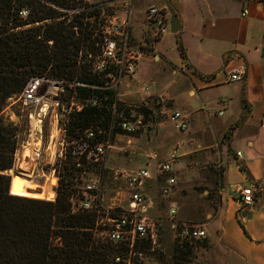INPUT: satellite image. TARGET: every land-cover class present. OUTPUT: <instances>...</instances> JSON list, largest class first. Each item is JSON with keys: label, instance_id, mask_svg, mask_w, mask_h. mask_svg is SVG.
<instances>
[{"label": "crops", "instance_id": "0c3cea01", "mask_svg": "<svg viewBox=\"0 0 264 264\" xmlns=\"http://www.w3.org/2000/svg\"><path fill=\"white\" fill-rule=\"evenodd\" d=\"M130 4L135 40L151 31L146 17L151 5L167 11V31L137 74L151 86L149 94L166 97L168 113L179 109L189 117L188 130L174 129L181 134L176 141L168 137L169 145L179 144L177 178L191 185L189 167H222L216 214H208L213 217L209 234L224 254V264H264V0H132ZM240 67L243 78L226 81L227 74ZM131 89L139 96L135 86L124 88L122 95ZM168 113L165 122L171 126ZM151 180L144 191L154 206L147 190ZM248 186L256 189V204L244 210L239 191ZM174 195L173 190L169 203L177 206L178 217Z\"/></svg>", "mask_w": 264, "mask_h": 264}, {"label": "built area", "instance_id": "2783aa9c", "mask_svg": "<svg viewBox=\"0 0 264 264\" xmlns=\"http://www.w3.org/2000/svg\"><path fill=\"white\" fill-rule=\"evenodd\" d=\"M76 1V6L68 8L50 5L65 12L64 15L69 17L75 13H83L85 15L83 29L88 25L91 34L87 41H94L93 47L90 48L87 43L78 50L73 75L32 76L17 94L22 110L21 119L15 114L14 118H10L22 128L25 123V127L16 133L15 166L9 168L11 170L6 169V174L11 179L15 175H22L23 172L19 168L26 149L33 151L32 158L35 159V164L32 170H34L47 131L50 140L44 146V152L50 155L44 162L58 168L56 179L59 181L63 179L61 165L66 160L72 161L76 168L93 164L107 169V156L112 144L108 137L102 140L97 137L98 133L107 134V131L89 127L77 131L75 135H69L67 127L71 116L87 107L110 109L112 106V113L118 117V133L134 134L146 127L148 113H151L154 107L164 105L166 100L163 94H149L151 86L138 80L137 74L142 60L152 55L154 44L167 31L165 7L151 5L147 9L146 17L152 24L151 31L139 40H135L132 36L133 12L130 6L132 0ZM247 12L245 10V13ZM30 13L31 8L26 5L21 8L19 15L25 19ZM60 13L55 17L44 18L42 22H52L54 19L62 18ZM74 28L78 29L77 26ZM244 73V67L237 68L227 74L226 81L240 80ZM89 78H93V81H89ZM133 86L139 87V95H141V104L135 108L130 107V104L123 103L125 104L123 105L119 98L122 95L120 90ZM88 89L96 90L97 93L85 96L83 91ZM117 102L125 109L118 112ZM221 102H227V98H222ZM124 106H128L129 111ZM219 113L223 114L224 111ZM168 121L177 131L184 132L189 128V117L182 110H172L168 115ZM240 154L238 152V155ZM179 157L177 148L170 150L164 158L160 157L157 151L152 150L146 154L147 161L144 166L131 171L122 168L115 170V179L127 183L128 199L125 211L120 209L122 207L116 201H113L112 205H106L104 183L101 178H90L81 186H72L69 198L71 212L95 214L98 236L102 240L125 247L124 253L115 254L116 262L140 264L145 259L146 251L154 250L155 246L159 245L163 224L149 215L153 201L145 193L144 188L147 181L156 178L157 175H164L166 180L161 193L163 196H169L178 181L174 175V167ZM27 164L28 162L22 166L26 167ZM59 181L52 185L55 190L53 196L49 197L51 200L56 198V186ZM255 191L254 186L240 189L238 199L241 209L247 210L256 204ZM177 212V206L171 204L169 220L175 229V244L182 246L187 241L192 243L205 237L206 231L201 225L180 221ZM103 216L105 221L102 219Z\"/></svg>", "mask_w": 264, "mask_h": 264}, {"label": "trees", "instance_id": "16d2710c", "mask_svg": "<svg viewBox=\"0 0 264 264\" xmlns=\"http://www.w3.org/2000/svg\"><path fill=\"white\" fill-rule=\"evenodd\" d=\"M50 4L68 8L76 6L77 1L0 0V264H124L114 258L116 253H124L125 247L98 236L95 214L71 212L72 170H66L59 181L55 200L9 192L11 177L2 172L14 165L16 133L25 127V123L22 128L4 116L8 99L20 93L32 76L73 75L78 50L87 43L90 48L94 44L87 41L91 32L88 25L83 29V13L69 17ZM26 5L31 13L24 19L19 12ZM59 12L62 18L42 22ZM27 24L31 25L25 27ZM95 93L93 89L83 91L85 96ZM112 109L85 108L71 116L68 134L75 135L89 127L107 131L97 134L100 140L109 133L116 134L118 117ZM123 109L117 102L116 110ZM201 242L175 244L174 262H188L193 246L205 245Z\"/></svg>", "mask_w": 264, "mask_h": 264}, {"label": "rangeland", "instance_id": "374dc122", "mask_svg": "<svg viewBox=\"0 0 264 264\" xmlns=\"http://www.w3.org/2000/svg\"><path fill=\"white\" fill-rule=\"evenodd\" d=\"M30 25L31 24L26 25L25 27H29ZM171 79L170 77L169 81ZM177 85V83L174 84V86ZM120 92L122 91L120 90ZM127 93L126 95H120L121 97L119 98L121 103H126V105L130 104L132 108L139 107L141 104V96H137L132 89L127 91ZM124 107L129 111L128 106ZM170 109L171 108H169L167 104L154 107L153 111H151V113L149 112L146 116V127L134 134L118 132L116 134L109 133L108 138L112 144V148L107 156V169L93 164L72 169V163L66 160L67 162L65 161L61 165V173L65 174L66 170H72L70 174L72 183L78 186L83 185V182L90 178H101L104 183L103 191L106 205H112L113 201H116V203L122 207L120 209L125 211L128 199L127 183L123 180H116L114 171L120 168L131 171L144 166L147 161L146 154L152 150L157 151L160 157H166V152L174 146L169 145V139L171 138L172 141H176L181 135L179 134L180 131H178L179 133L176 132L171 124L172 127L165 122L167 113ZM3 114L9 121H12L10 117L14 118V114L21 119L22 110L17 95L8 99ZM48 140H50V137L47 131L43 139L42 152L36 163L37 166L32 170L35 159L31 158L32 162H28L27 168L22 165L20 166L21 168L19 169L23 172L22 175L24 176H19L29 177L31 175L30 177L35 178L47 189L46 197L42 198L51 200L49 197L53 196V191L55 190V187L52 188V185L56 184L59 180L56 179L58 168H55L54 165L50 163L44 162L45 159H49L50 155L44 152V146H46ZM178 145L179 144H175L174 148H177ZM31 152L33 153V151ZM189 159L194 161L195 157L191 156ZM180 163L181 157L178 158L175 164L176 172H174V175H176V177L181 173V170H177L178 165H181ZM23 165H25V163ZM66 165H68V168ZM189 168L190 178L194 179L193 183L187 185L181 182L178 177L177 184L173 189L176 193L174 197L178 201V206L180 208L178 219L180 221H189L201 225L205 229L206 234L205 237L199 241H202V244L205 243L206 246H193V252L188 262H174L175 229L171 226L172 222L169 220V201L171 199V194L169 196L162 195L161 189L165 184L166 176L157 175L155 179H152L148 183L147 187V190L154 197V206L149 210V215L160 220L163 226L159 245L155 246L154 250L146 251L145 259L141 261L140 264H224V254L219 246L214 243L208 231V222L213 218L208 214L214 216L218 207V187L222 184L223 169L220 166L217 168L213 166H192ZM2 172L6 173V170ZM154 172L156 173V170ZM205 190L208 192L205 193ZM102 219L105 221L104 216Z\"/></svg>", "mask_w": 264, "mask_h": 264}, {"label": "bare ground", "instance_id": "6f19581e", "mask_svg": "<svg viewBox=\"0 0 264 264\" xmlns=\"http://www.w3.org/2000/svg\"><path fill=\"white\" fill-rule=\"evenodd\" d=\"M31 153L32 152L30 149H26L24 151V158H22V161H21L22 165L30 161ZM30 176L29 177L14 176L10 191L14 194H19V195H24V196L38 197V198L46 197L45 196L47 195L46 187L43 184H41L39 181H37L35 178H32Z\"/></svg>", "mask_w": 264, "mask_h": 264}, {"label": "water", "instance_id": "95a60500", "mask_svg": "<svg viewBox=\"0 0 264 264\" xmlns=\"http://www.w3.org/2000/svg\"><path fill=\"white\" fill-rule=\"evenodd\" d=\"M9 170H11V169H9ZM16 177H19V175H15ZM12 180H13V178L10 180V184H9V191H10V188H11V185H12Z\"/></svg>", "mask_w": 264, "mask_h": 264}]
</instances>
